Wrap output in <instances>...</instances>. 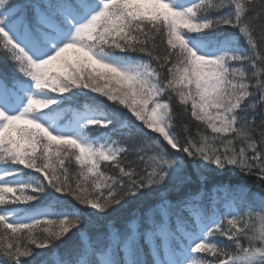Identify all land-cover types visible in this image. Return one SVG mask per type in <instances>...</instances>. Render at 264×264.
<instances>
[{
	"label": "snow or ice",
	"instance_id": "obj_1",
	"mask_svg": "<svg viewBox=\"0 0 264 264\" xmlns=\"http://www.w3.org/2000/svg\"><path fill=\"white\" fill-rule=\"evenodd\" d=\"M257 22L264 0H0V264H264Z\"/></svg>",
	"mask_w": 264,
	"mask_h": 264
},
{
	"label": "trees",
	"instance_id": "obj_2",
	"mask_svg": "<svg viewBox=\"0 0 264 264\" xmlns=\"http://www.w3.org/2000/svg\"><path fill=\"white\" fill-rule=\"evenodd\" d=\"M261 27H264V25H262L260 22H257V26H256V33L257 35L260 34V30H261ZM26 179V177H25ZM255 178H248V179H245L244 182L247 183L252 189L253 191H255V184L253 183V180ZM227 182V181H226ZM210 187V186H209ZM256 227L258 228L259 227V224L257 223L256 224ZM216 242L220 243L221 245H225V244H228V241L223 238V237H219V236H216L213 238ZM151 258V257H150Z\"/></svg>",
	"mask_w": 264,
	"mask_h": 264
}]
</instances>
